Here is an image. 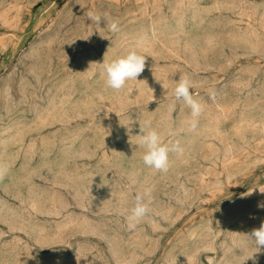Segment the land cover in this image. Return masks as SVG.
<instances>
[{
	"label": "rangeland",
	"instance_id": "obj_1",
	"mask_svg": "<svg viewBox=\"0 0 264 264\" xmlns=\"http://www.w3.org/2000/svg\"><path fill=\"white\" fill-rule=\"evenodd\" d=\"M141 36L145 70L107 88L101 63ZM146 125L184 149L166 174L143 163ZM0 164V264H264L247 236L264 221V0H0Z\"/></svg>",
	"mask_w": 264,
	"mask_h": 264
},
{
	"label": "clouds",
	"instance_id": "obj_2",
	"mask_svg": "<svg viewBox=\"0 0 264 264\" xmlns=\"http://www.w3.org/2000/svg\"><path fill=\"white\" fill-rule=\"evenodd\" d=\"M90 20H94L97 24L102 22L106 24L109 30L113 33L119 31L118 23L109 21L107 17L94 14L89 11L87 13ZM146 37H139L132 48L126 54L112 60L109 63L103 64V72L106 76L105 84L107 88L115 91L123 89L128 81L138 80L137 77L145 70L146 57L138 54L137 49L143 47L146 42ZM194 87L192 81L187 75L181 76L174 89V96L177 101L182 100L184 104L191 110V119L188 121L190 131H195L198 128V117L203 111V105L194 98L191 89ZM215 93L210 92V96L214 97ZM169 110H175V104L169 106ZM173 133L170 131L169 135ZM138 144L143 147V163L147 167L154 169L156 172L166 174L171 168L170 153L182 154L184 149L178 143L165 144L162 142L161 135L155 130L146 125L140 127ZM9 169L6 165L0 164V180H3ZM264 193V191H260ZM151 189L146 188L143 193H138L135 198V204L130 209L126 216V222L129 229H135L137 225L149 214V205L146 202V197L150 196ZM251 193H249L250 195ZM259 208H264V203L258 204ZM254 241L255 248L259 253L264 251V221L261 222L259 228H254L250 234H247ZM254 253V254H255ZM254 254L249 259H254Z\"/></svg>",
	"mask_w": 264,
	"mask_h": 264
}]
</instances>
